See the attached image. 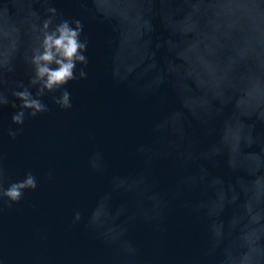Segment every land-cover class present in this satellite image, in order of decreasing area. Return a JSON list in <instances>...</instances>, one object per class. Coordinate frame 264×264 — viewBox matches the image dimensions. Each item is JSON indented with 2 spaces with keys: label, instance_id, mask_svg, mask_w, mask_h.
Returning <instances> with one entry per match:
<instances>
[{
  "label": "water",
  "instance_id": "obj_1",
  "mask_svg": "<svg viewBox=\"0 0 264 264\" xmlns=\"http://www.w3.org/2000/svg\"><path fill=\"white\" fill-rule=\"evenodd\" d=\"M20 16L26 14V0H18ZM64 18H78L84 24L83 38L88 40L89 63L85 67L86 79L69 82L65 87L72 94L73 107L61 110L52 103L51 95L44 102L51 111L28 118L22 133L12 140L7 135L14 111L6 107L0 113V152L7 170V182L21 180L31 171L38 180L35 191H27L24 199L11 209L5 208L0 216V242L3 244L9 264H56L67 246L76 245L97 249L90 241L84 227L68 230L72 213L79 208L85 217L97 206L108 207L113 212L123 211L129 197H110L113 178L135 180L147 169L158 192L172 194L181 176L196 172L198 181L193 191L172 202L168 211L166 231L153 232L145 225H136L130 232L133 241L143 246L145 254L159 257V264H173L176 257L201 253L205 248L208 230L214 222L228 223L240 220L243 227V198L231 204L222 216L209 215L206 211L193 215L189 205L197 203L207 208L221 194V179L227 185L236 182L243 173L228 167L226 147L231 106L217 109L204 121L195 119L193 111L202 101L180 76L164 73V83L145 97L138 96L136 89H150L159 77L158 68H152L146 52L136 39L135 16H128V8L114 0H52ZM34 7L42 11L39 4ZM159 8V5L156 6ZM15 13V8L9 4ZM127 16V19L122 17ZM20 17H17L16 23ZM156 43L163 44L170 36L160 21L153 17ZM179 27L180 21H172ZM203 39V37H202ZM28 41L27 35L19 38L18 51L6 50L5 56H14L18 65L9 77L10 86L24 79L21 53ZM180 40L172 45L178 55L194 65H207L211 74L215 69L208 65L207 56L200 44ZM156 51V59L164 66L167 59H174L166 46ZM82 67L78 65V68ZM177 65L169 66L175 71ZM125 77L117 82L113 74ZM182 90V91H181ZM33 91H35L33 89ZM58 94V93H57ZM253 123L254 121H248ZM182 126L183 138L173 133ZM256 133L264 136V123L255 121ZM146 151L153 147H165L174 153H193L192 162L182 165L174 154L162 155L146 165L137 148ZM99 148L103 151L107 168L103 175L92 173L87 167L90 153ZM251 151H259L254 145ZM53 172L49 180L47 173ZM244 180L252 179L245 176ZM145 208L149 196L142 199ZM40 234L47 239H41ZM235 233L230 234V239Z\"/></svg>",
  "mask_w": 264,
  "mask_h": 264
},
{
  "label": "clouds",
  "instance_id": "obj_2",
  "mask_svg": "<svg viewBox=\"0 0 264 264\" xmlns=\"http://www.w3.org/2000/svg\"><path fill=\"white\" fill-rule=\"evenodd\" d=\"M128 8V16H135L136 39L146 52L152 68H158L159 77L150 89H136L138 96L154 93L164 83V73L180 76L197 94L198 103L193 111L195 119L204 121L211 112L231 106L226 147L228 167L237 176L231 185L221 179L222 190L206 208L197 203L185 207L193 215L206 211L209 215L222 216L231 205L243 198V227L240 220L225 223L214 222L208 230L204 250L199 254L176 257L173 264H264V136L256 133L255 121L264 123V0H114ZM26 14L20 16L18 0H0V113L6 107L14 111L7 135L15 140L23 131L28 118H34L51 109L44 97L51 95L52 103L61 110L73 107L72 94L65 85L86 79L85 67L89 63L87 38L82 39L84 24L78 18H64L52 0H26ZM98 3V0H93ZM15 8V13L9 9ZM39 4L42 11L34 5ZM159 5V8L156 6ZM159 15L170 36L155 49L166 46L174 59H167L161 66L153 48L155 26L153 17ZM17 17H20L16 23ZM127 19V16L122 17ZM179 20L177 27L172 21ZM27 35L28 41L21 53L24 79L10 86L9 77L16 73L14 56H5L6 50L18 51L19 38ZM203 37V39H202ZM180 40L199 43L207 56L208 65L215 70L209 74L207 65H194L178 55L172 47ZM177 65L170 71V65ZM78 65L82 66L78 68ZM117 82L125 77L113 74ZM33 89L35 91H33ZM182 91V90H181ZM58 93V94H57ZM248 121H254L249 123ZM173 133L183 138L182 126H174ZM254 145L260 150L251 151ZM146 165L162 155L174 154L182 165L192 162L193 153H174L165 147H153L146 151L137 148ZM0 152V216L5 208L19 204L27 191L38 187L37 177L26 172L23 179L7 182V170ZM88 169L103 175L107 168L102 150L94 149L87 158ZM49 180L53 172L47 173ZM245 176L252 179L244 180ZM198 181L197 173L180 177L174 193L154 189L150 173L145 169L135 180L113 178L110 197L125 195L129 204L123 211L113 212L108 207L97 206L90 215L84 216L79 208L72 213L68 230L83 226L90 241L97 249L69 245L56 264H159V257H148L144 248L133 241L130 232L136 225H145L153 232L164 233L168 211L172 202L193 191ZM149 196L145 208L142 199ZM235 233L230 239V234ZM46 240L47 236L40 234ZM0 264H9L0 242Z\"/></svg>",
  "mask_w": 264,
  "mask_h": 264
}]
</instances>
